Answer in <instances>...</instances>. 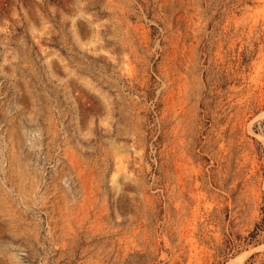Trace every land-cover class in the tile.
Returning a JSON list of instances; mask_svg holds the SVG:
<instances>
[{"label": "rangeland", "instance_id": "374dc122", "mask_svg": "<svg viewBox=\"0 0 264 264\" xmlns=\"http://www.w3.org/2000/svg\"><path fill=\"white\" fill-rule=\"evenodd\" d=\"M0 264H264V0H0Z\"/></svg>", "mask_w": 264, "mask_h": 264}]
</instances>
